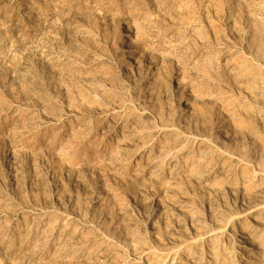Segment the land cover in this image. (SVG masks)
Returning <instances> with one entry per match:
<instances>
[{
  "label": "rangeland",
  "instance_id": "rangeland-1",
  "mask_svg": "<svg viewBox=\"0 0 264 264\" xmlns=\"http://www.w3.org/2000/svg\"><path fill=\"white\" fill-rule=\"evenodd\" d=\"M0 264H264V0H0Z\"/></svg>",
  "mask_w": 264,
  "mask_h": 264
}]
</instances>
